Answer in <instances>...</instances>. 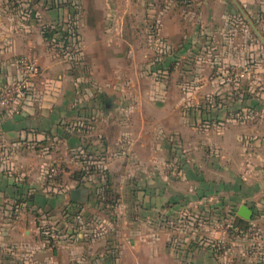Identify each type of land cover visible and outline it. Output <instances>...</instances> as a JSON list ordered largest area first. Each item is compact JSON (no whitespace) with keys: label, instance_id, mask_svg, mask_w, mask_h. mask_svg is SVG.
Wrapping results in <instances>:
<instances>
[{"label":"rangeland","instance_id":"374dc122","mask_svg":"<svg viewBox=\"0 0 264 264\" xmlns=\"http://www.w3.org/2000/svg\"><path fill=\"white\" fill-rule=\"evenodd\" d=\"M27 1L3 0V4L11 9L19 10L22 20L29 19L28 14L36 17V12H40L41 8L44 9L46 6L66 8H64L66 14L62 24L64 28L69 27V42L65 44L64 42L59 44L47 42L52 48L50 56L53 58L56 56L61 61L56 72L59 73L58 76L60 75L59 80L62 81L63 77L69 78L67 87H63V92L57 98L61 104L65 103L67 117L62 119L63 124L59 131L56 127H51L50 131H53L52 133L56 136L50 137L47 143L45 140L32 139L21 141L20 144L13 146L17 149V154L11 156L15 163L13 170L15 179L10 180L7 176L10 156H1L5 161L2 166L3 180H8L0 186V226L4 224L5 227L6 219L15 216L16 228L13 230L18 232L20 230L24 234L28 230V235H21L20 239L26 241L27 245L36 244L41 247L39 249L45 252L40 251V256L37 255V257L45 261L55 259L61 264H124L123 246L138 243L137 238L130 237L129 227H131L130 231L133 230L132 232L136 234L139 224L135 221L139 217L140 210L137 202H128L125 192L128 180H124L118 172L122 168L127 171L135 164L130 162L127 152L124 154L125 140L116 138V133H119L121 128L115 120L111 121L116 119V116H108L106 106L110 110L119 100H126L131 116L127 121V128L131 130L135 138L134 143L139 139V133L145 134L148 137V143H151V147L154 148L155 141H152L150 135L155 132V129L163 132L164 139L158 141L163 150L153 156L160 161L161 170L164 167V176H167L170 171L169 175L172 174L170 178L176 180L181 177L174 172L176 170L174 165L179 167V157H170L163 147L175 136L171 125L174 122L177 123L180 117L187 116L188 109L192 106V94L196 93V96L201 99L203 92L194 91L200 89L204 81L211 76L221 75L225 78L228 73L226 70L234 67V64L225 63L214 70V67L212 68L208 63L210 56L213 58L216 53L212 50L210 55L208 40L203 38L206 35V30L203 28L204 14L202 9L198 10L197 7V3L201 0H130V8L123 7L122 0H115L112 10L110 8L106 10L104 3L102 10L96 8L91 10L90 3L88 6L84 0H31L30 5L21 8V4H27ZM88 1L92 4V0ZM177 2L179 5L176 4ZM161 10L164 14L160 13ZM33 11H35L34 14ZM255 17L252 16V18ZM170 20H177L175 28H172ZM256 22L257 20L253 19L254 29L247 25L246 21L239 23L240 25L238 24L235 29H224L227 31L226 35L233 37L228 44L230 49L237 47L238 40L243 43L245 62L242 61L243 63L239 66L236 65L237 68L245 67L251 62L252 58L248 56L249 53L247 54L250 45L246 47L247 42L250 41L249 38L251 37L254 41L258 39L257 34L264 38V24ZM48 27L52 26L49 22H45L41 30L36 31L39 30L43 34ZM186 37L193 38L196 43V49H194L196 53L193 58L187 60V54H181L172 74L169 71L160 70L159 63L164 54L169 52L170 46H176ZM165 38L167 40L172 38L173 41L163 42ZM185 43L186 41L181 44ZM189 51L192 53L191 48ZM234 53L231 50V54ZM32 54H20L18 58L30 56L35 59L41 69L42 80L56 77L52 74L44 75L39 56ZM231 71H235L234 68ZM229 80L234 81V79ZM95 101L101 102L99 107L95 108L97 111L86 116L84 113L89 111H86L85 104ZM52 102L57 103L56 100ZM140 102L143 105L142 109L139 108ZM52 107L54 109L55 104ZM261 114L264 117V113ZM120 116L125 117L123 114ZM81 121L91 128H85L86 131H84L85 125L79 124ZM78 135H84L82 148L79 146ZM184 136L187 138L186 133ZM174 143L179 149H186L189 146L187 139H176ZM132 146L134 145H129V147ZM89 148L96 149L100 153L104 150L108 152L110 167L113 169L112 174L105 170L104 163H100L101 158L92 154ZM113 154L122 155V157L118 162H114ZM184 158L189 160L188 167L191 170L187 172L188 176L197 174L203 178L204 173V177L210 181L225 176V173L217 168L206 170V161L201 153L185 155ZM95 167L105 173L107 171L109 177L107 178L104 173H99L103 174L101 180L96 179L94 174L85 177L84 186L89 191L94 188V185L100 188L91 193V202L82 203L80 199L78 201L80 205H72L71 190L78 189L79 183L73 177L85 168L95 169ZM157 167L152 165L148 169L155 171L158 170ZM52 168L57 169V177L50 176ZM134 168L137 169V167ZM193 168L196 169L192 172ZM128 177L129 179L137 177L136 170ZM107 179L108 187L105 186ZM191 179L189 181L180 179L182 185L178 187L184 191L183 193L188 191L187 188H190V185L193 187L202 182L200 179L193 181ZM9 182L12 185L8 184ZM31 184L34 187H30ZM19 189L33 194L34 200L31 203L26 201L17 203ZM11 195L14 197L10 198ZM96 195H98L97 198ZM88 196V192L85 191L84 199ZM215 210V207H211L200 213L194 225H198L199 228L200 222L203 221V227L201 226L197 235H192L186 216L182 219L169 217L170 220L165 223L162 220L163 225L160 227L163 229V242L174 246L191 243L195 247L205 248L224 264L256 263V257L251 256L250 253L252 244L249 247V241H246V237L251 234L246 237L239 234V238L236 239L237 233L228 230L225 225L214 226ZM229 210L230 208H227V212L221 215L227 221L233 219L230 217ZM80 213L83 215L81 216ZM152 213L148 217V228L154 230L158 221L157 218L154 219L156 214ZM6 214L8 216L5 218ZM2 233L4 237L7 236L6 231ZM221 238L225 242L220 243L219 246ZM3 243L7 242L3 240ZM31 254V250L21 253L8 263L10 259L5 256L12 254L4 250L0 258L3 262L0 261V263L19 264L20 259H23V262L30 259L35 261V257H30Z\"/></svg>","mask_w":264,"mask_h":264},{"label":"crops","instance_id":"0c3cea01","mask_svg":"<svg viewBox=\"0 0 264 264\" xmlns=\"http://www.w3.org/2000/svg\"><path fill=\"white\" fill-rule=\"evenodd\" d=\"M29 1L31 0H28L27 4L22 3L20 7L26 8L28 4L30 5ZM84 1L88 6L90 3L91 10L93 8L102 10L103 3L106 10L109 8L112 10L115 5V0H92V4L91 1ZM176 4L179 5L178 2ZM197 4L198 10L202 9L204 14L202 16L205 21L203 28L206 30V35L203 38L208 40L210 45L208 52L211 55V51L215 50L214 53H216L213 58L210 56L208 63L212 68L214 67V70L225 63L234 64V67L227 69V74L224 72L225 78L221 75L211 76L207 81H204L199 87L200 89L194 91L203 92L201 99L196 96V93L192 94V106L188 109L187 116L180 117L177 123L174 122L171 125L175 136L171 138L170 143L163 147L170 157H179V167L175 164L174 172H177L181 177L176 180L170 178L172 175H169L170 171L167 176H164V167L161 170L160 161L156 156H153L163 150L158 142L164 139L161 130L155 129V132L150 135L152 141H155L154 148L151 147V143H148V137L145 134L139 133V139L134 143L135 138L132 136L131 130L127 128V121L131 116L126 100H119L118 103L112 105L110 110H108V106L105 108L109 113L108 116H116V119L111 120H115V123L121 128L119 133H116V138H124V154L127 152V156L130 157L128 159L135 164L127 171L122 168L118 172L124 177V180H128L125 188L128 202H137L140 210L139 217L135 221L139 224L136 234L132 232L133 230L130 231L131 227H129L130 237L137 238L138 243H129L123 246L124 264H224L221 260L218 261L219 259L214 258L210 250L205 248L195 247L192 244L174 246L164 243L163 229L160 226L170 220L169 217L182 219L186 216L192 235H197L201 226L203 227V221L200 222L199 228L198 225H194L200 213L215 207L214 220L221 217L222 213L225 214L227 208H230L229 211L231 209L236 211L235 219H237V211L241 205H247L252 210V219L249 225L242 228L251 233L250 238L246 237L249 233L243 237L249 241V247L252 244L250 253L251 256L256 257L257 261L252 264H264V241L262 240L264 236V117L261 114L264 113V38L258 35V32L256 33L258 39L253 41L251 37L249 38L250 41L247 42L246 47L250 45L247 54L249 53L248 56L252 58L251 62L245 67L237 68L236 65L239 66L243 63L242 61L245 62L242 51L243 43L238 40L237 47L230 49L228 44L233 40V37L226 35L227 31L224 30L235 29L239 23L244 21L254 29L253 19L264 24V0H201ZM129 5L130 0H122L123 7L130 8ZM64 8L46 6L44 9L41 8L40 12H36V17L28 14L30 18L22 20L19 10L4 6L3 0H0V84L19 76L16 61L20 54H37L44 75H56V77L45 80H42L40 76L36 81L34 92L23 106L8 110L3 109L0 105V146L2 145L0 147V186H3L8 179H15L13 174L15 163L11 156L17 154V149L13 146L20 144L21 141L32 139L45 140L47 143L50 137L56 136L55 133H52L53 131H50L51 127H56L59 131L63 124L62 119L67 117L65 116L67 114L65 103L61 104L57 98L63 92V87H67L69 78L63 77L62 81L59 80L60 75L58 76L59 73L56 72L61 61L56 56L54 58L50 56L52 48L48 46L47 40L39 31L45 22H49L52 27L61 25L66 14V8ZM34 12L32 13L34 14ZM160 13L164 14V11L161 10ZM252 16L256 17L252 18ZM171 18L174 19L173 16ZM170 23L172 28H175L177 20H170ZM37 29L39 30L36 31ZM234 39L237 40V38ZM169 40L165 38L163 42ZM185 41V44H181ZM178 44L174 47L170 46L169 52L164 54L159 63L160 70H166L172 74L181 54H187V60L193 58L196 53L194 51L196 43L193 38L186 37V39H181ZM190 48L192 53L189 51ZM231 50L235 53L231 54ZM233 68L235 71H231ZM229 79H234V81ZM53 100H56L57 103L52 102ZM100 103V101L86 103L85 108L89 109H86L89 113L84 114L86 116L93 114L97 111L95 108L99 107ZM53 104H55L54 109ZM139 108H143L141 102ZM121 114L125 117L120 116ZM79 124L85 125L84 131H86L85 128H91V126H86L83 121ZM185 133L187 138L184 136ZM176 139H187L189 146L186 149H179L174 143ZM78 140L79 146L82 148L84 135H78ZM129 145L134 146L129 147ZM95 148L97 149V147ZM96 149L89 148L88 150L101 158L100 163H104L105 170L112 174L113 169L110 167L108 152L104 150L100 153ZM193 153H201L204 156L206 170L217 168L220 172L225 173V176L211 181L204 177V173L203 178L197 174L188 176L187 172L191 169L188 167L189 160L184 156ZM1 156H10L7 168L9 178L4 180L2 166L5 161ZM113 156H115L114 162H118L122 157L118 154H113ZM152 165L158 166V170H149L148 168ZM195 167L197 166L195 165ZM194 169L196 168H193L192 172ZM134 170L137 172V177L129 179L128 176L133 174ZM180 179L188 181L200 179L202 182L195 186L192 185L193 187L190 185V188H187L188 191L183 193L184 191L178 187L182 185ZM30 187H34V185L31 184ZM132 187L136 189L134 190ZM79 190L82 194L80 197L82 203L92 201L89 196L84 199L85 193L81 189ZM13 197L14 195L10 196V198ZM16 210H18L17 207ZM151 212L156 214L154 219L157 218L158 221L154 230L148 228V217ZM80 215L82 216L83 213ZM7 216L8 214L5 218ZM141 217L143 218L141 219ZM15 223V216H10L9 219H6V226L4 227V224L0 226V258L4 250L8 253L11 252V256H5L10 259L8 261L10 263L16 255L31 250L30 257H35L36 260L30 259L23 262L24 260L20 259L19 264H61L55 259L42 260L39 254L40 251H45L40 250L41 247L36 244L32 247L27 245L26 241L21 240V235H28L29 231L26 230L24 234L20 230L19 232L13 230L16 228ZM2 231H6L7 236L4 237L3 233L5 232L2 233ZM3 240L7 243L4 244ZM37 255L39 256L37 257ZM0 261L3 262V260Z\"/></svg>","mask_w":264,"mask_h":264},{"label":"built area","instance_id":"2783aa9c","mask_svg":"<svg viewBox=\"0 0 264 264\" xmlns=\"http://www.w3.org/2000/svg\"><path fill=\"white\" fill-rule=\"evenodd\" d=\"M16 63L19 76L0 84V105L3 109H17L23 106L34 92L36 81L41 75L37 61L30 56L17 58ZM57 175V169L52 168L50 176L57 177ZM213 225L216 227L225 225V228L237 233L236 239L239 238V227L234 226L233 220L227 221L225 218L217 217L213 220ZM262 240L264 241V236ZM223 242H225L223 238L219 239L218 245Z\"/></svg>","mask_w":264,"mask_h":264},{"label":"trees","instance_id":"16d2710c","mask_svg":"<svg viewBox=\"0 0 264 264\" xmlns=\"http://www.w3.org/2000/svg\"><path fill=\"white\" fill-rule=\"evenodd\" d=\"M43 36H44V38L48 41V42H55V43H60V42H64V44L65 43H67V42H69L68 41V37H69V27L68 28H64V25L63 24H61V25H59L58 27H48L47 29H45V31H44V33H43ZM172 65V64H171ZM170 72H173V71H170ZM99 173H104V174H106L107 175V178L109 177V174L107 173V171H106V173H105V171H102V170H100L99 168H96L95 167V169H83V171L82 172H80V173H78L76 176H74L73 178H76V180H78V185H77V188L78 189H81L84 193H85V191H87L88 192V195H89V197H91L92 196V192H95V191H98V189L100 188L98 185L97 186H95L94 185V188H92L90 191H89V189L86 187V186H84V184H85V177H88V176H90L91 174H94V175H96L95 176V178L96 179H100L101 180V178H102V175H100ZM98 176H100V177H98ZM105 186H109V180L107 179V183H106V185ZM104 186V187H105ZM90 192V193H89ZM18 195H19V197L17 198V203H23V202H31V201H33L34 199H33V197H34V195L33 194H29V193H24V192H22L20 189L18 190V193H17ZM98 197V195H96V198ZM92 198V197H91ZM72 200V199H71ZM98 202H100V201H98ZM71 204L72 205H75V206H78V205H80V203L79 202H74L73 200L71 201ZM229 213H230V216H231V218H233L232 220H233V224H234V226L235 227H238V224H237V219H235V216H236V211H234V209H231V211H229ZM81 214V213H80ZM224 218V217H223ZM226 219V218H225ZM61 222V221H60ZM247 233H249V234H251L249 231L247 232L246 231V229H242V228H239V234L243 237V236H245ZM251 236H248V238H250ZM191 244V243H190ZM214 243H212V245H213Z\"/></svg>","mask_w":264,"mask_h":264},{"label":"water","instance_id":"95a60500","mask_svg":"<svg viewBox=\"0 0 264 264\" xmlns=\"http://www.w3.org/2000/svg\"><path fill=\"white\" fill-rule=\"evenodd\" d=\"M71 197L74 202H77L81 197V191L74 189L71 191ZM252 219V210L247 205H241L237 211L238 227L243 228L249 225Z\"/></svg>","mask_w":264,"mask_h":264}]
</instances>
